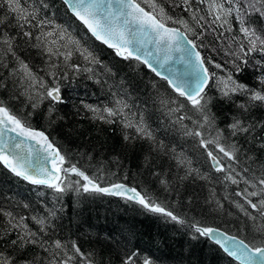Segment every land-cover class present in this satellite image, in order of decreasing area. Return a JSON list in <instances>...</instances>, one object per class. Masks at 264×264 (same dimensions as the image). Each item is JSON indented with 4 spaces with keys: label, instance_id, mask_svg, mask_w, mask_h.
<instances>
[{
    "label": "snow or ice",
    "instance_id": "obj_1",
    "mask_svg": "<svg viewBox=\"0 0 264 264\" xmlns=\"http://www.w3.org/2000/svg\"><path fill=\"white\" fill-rule=\"evenodd\" d=\"M62 3L73 22H78L75 29L72 24H57L46 15L47 0H0L4 10L0 16V89L8 90L10 81V99L19 101L23 97L32 109L22 116L10 99H0V166L20 180L56 194L55 204L45 205L42 212L33 211L30 216L0 207V264H98L94 252H85L77 241H65L57 233L63 211L60 200L70 192L77 197H119L147 213L186 226L191 239L204 238L216 245L227 258L226 264H264V156L258 155L264 151V137L260 136L264 120L249 119L254 109H264V0ZM7 25L15 31L8 32ZM84 36L104 45L120 60L143 65L165 83L163 94L156 84L153 87L167 116L166 131L170 126L181 138L191 139L203 149L211 172L217 175L202 172L182 147L158 138L146 110L137 107L133 111L136 106L119 91H113L112 101L102 108L85 105L91 119L109 125L118 122L126 143L146 142L150 153L174 163L176 187L189 180L222 185L227 193L223 200L231 203L240 220L237 231L250 234V238L200 220L189 221L137 187L123 182L105 184L101 170L88 174L70 162L49 134L31 125L29 117L45 101L49 123H54L56 106L65 103L59 81L68 79L70 73L87 74L96 83H101L97 68L103 74H112ZM209 37L212 51L226 58L223 63L202 54ZM29 48L44 59V76L20 55L21 50ZM249 69L255 85L239 79ZM102 83L107 84V80ZM213 88L219 100L236 108L226 129L216 123L214 98L209 95ZM160 183L168 185L169 180L161 179ZM205 204L215 205L213 210L224 207L211 186ZM23 207L31 209L29 204ZM108 238L114 240L110 233ZM29 247L37 250L31 257L27 255ZM122 252L118 253L119 264H157L138 249L124 247Z\"/></svg>",
    "mask_w": 264,
    "mask_h": 264
},
{
    "label": "trees",
    "instance_id": "obj_2",
    "mask_svg": "<svg viewBox=\"0 0 264 264\" xmlns=\"http://www.w3.org/2000/svg\"><path fill=\"white\" fill-rule=\"evenodd\" d=\"M166 3L167 0H161ZM49 4L46 15L57 24H72L77 27L78 22H73L60 0H47ZM179 13V10H176ZM43 14V13H42ZM4 10L0 8V16ZM8 32H14L11 25L6 26ZM81 31H85L82 29ZM84 40L94 48L103 64L110 67L112 74H103L97 68L98 78L101 83L87 78V74H72L68 79L60 80V87L64 104L57 105L54 114V123H49L47 117L48 102L45 101L31 117L30 123L34 128L45 131L50 135L67 154L71 163L77 164L93 174L101 170L105 177V184L123 182L129 186L146 191L154 199L165 204L176 214L186 217L189 221L200 220L210 226L219 227L221 230L231 232L233 235L245 236L238 232L240 220L236 209L223 196L227 193L224 187L214 181H185L182 186L176 187L175 164L165 157L150 153L149 144L136 141L134 144L123 140L122 127L115 124H105L92 120V113L88 112L85 105L104 107L112 101V92L119 91L122 96H128V102L141 110H146L149 123L156 130L157 137L173 141L178 148L182 147L186 154L193 158L194 166L204 173L217 175L210 170V161L203 154V149L195 145L191 139H183L172 128L167 127V116L158 103L157 88L164 93L166 85L159 81L143 65L135 62L120 60L110 49L92 41L84 36ZM202 49V54L213 57L216 62L223 63L225 57L222 53L212 51L208 43ZM20 55L28 59L35 71L44 76L43 69L47 67L44 59L33 49H23ZM73 57V62H77ZM215 70V69H213ZM51 81V77H46ZM239 79L255 85L252 71L246 70ZM107 80V84L102 83ZM111 86V87H110ZM11 83L8 90L0 89V99L9 100L11 97ZM209 95L214 98L213 112L217 116V125L226 129L227 124L236 114L234 105L219 100L218 93L213 88ZM156 100L157 103H153ZM11 105L24 116L32 112L27 101L10 99ZM264 120V109L257 108L251 113L249 119ZM264 137V133H260ZM259 143V140L256 142ZM255 146V145H254ZM264 156V151L258 152ZM147 158V160H146ZM171 167V171L169 168ZM153 173H159L154 175ZM161 179L169 180L168 185H162ZM209 186L215 189L216 196L221 199L223 209H215V205L205 204L209 197ZM231 190V189H229ZM55 193L45 187L31 186L23 180L13 176L3 166H0V207L13 211L15 214L30 216L33 211L42 212L45 205L51 207L56 203ZM195 197L193 202L190 198ZM24 204H29L31 209H25ZM62 219L58 221L60 228L57 230L59 238L65 241H77L85 252H94L98 264H119V256L123 254L124 247L139 250L142 255L154 259L157 264H226L227 258L216 245L206 239H191L189 229L169 222L166 218L145 212L139 206L129 204L120 198L109 196H81L68 193L62 197ZM59 207V205H57ZM3 217L0 216V226ZM33 227H35L33 225ZM114 240L108 238V234ZM120 244V247L117 244ZM2 247V245H0ZM37 250L29 247L27 255L32 256Z\"/></svg>",
    "mask_w": 264,
    "mask_h": 264
},
{
    "label": "water",
    "instance_id": "obj_3",
    "mask_svg": "<svg viewBox=\"0 0 264 264\" xmlns=\"http://www.w3.org/2000/svg\"><path fill=\"white\" fill-rule=\"evenodd\" d=\"M61 2H62V0H60ZM104 46V45H103ZM49 167H51V165H49ZM25 182V181H24ZM25 183H27V182H25ZM28 184V183H27ZM29 185H31V184H29ZM31 186H34V185H31ZM37 187H44V186H37ZM114 198H119V197H114Z\"/></svg>",
    "mask_w": 264,
    "mask_h": 264
}]
</instances>
